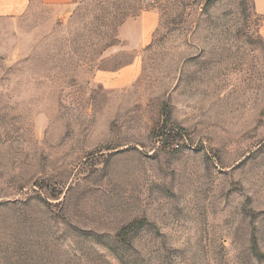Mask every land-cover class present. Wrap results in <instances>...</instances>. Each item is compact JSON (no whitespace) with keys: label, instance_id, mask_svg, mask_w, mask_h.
Wrapping results in <instances>:
<instances>
[{"label":"rangeland","instance_id":"374dc122","mask_svg":"<svg viewBox=\"0 0 264 264\" xmlns=\"http://www.w3.org/2000/svg\"><path fill=\"white\" fill-rule=\"evenodd\" d=\"M263 22L253 0L0 18V264H264Z\"/></svg>","mask_w":264,"mask_h":264},{"label":"crops","instance_id":"0c3cea01","mask_svg":"<svg viewBox=\"0 0 264 264\" xmlns=\"http://www.w3.org/2000/svg\"><path fill=\"white\" fill-rule=\"evenodd\" d=\"M78 0H0V18H17L34 8L66 9L77 3ZM255 10L259 16L264 17V0H253ZM157 19L151 12L141 16L130 24L134 33L133 40L137 44H146L155 29ZM124 26L121 34L125 32ZM259 34L264 40V22L260 26Z\"/></svg>","mask_w":264,"mask_h":264},{"label":"trees","instance_id":"16d2710c","mask_svg":"<svg viewBox=\"0 0 264 264\" xmlns=\"http://www.w3.org/2000/svg\"><path fill=\"white\" fill-rule=\"evenodd\" d=\"M213 1H216V0H208V2H213ZM163 131H165V129H163ZM165 134H162V137L164 136Z\"/></svg>","mask_w":264,"mask_h":264}]
</instances>
